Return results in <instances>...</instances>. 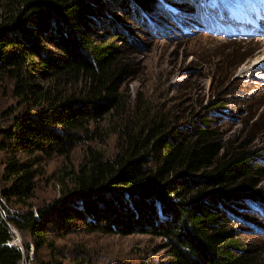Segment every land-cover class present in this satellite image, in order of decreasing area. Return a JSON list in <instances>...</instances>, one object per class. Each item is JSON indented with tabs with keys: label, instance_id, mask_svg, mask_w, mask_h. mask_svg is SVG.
<instances>
[{
	"label": "trees",
	"instance_id": "trees-1",
	"mask_svg": "<svg viewBox=\"0 0 264 264\" xmlns=\"http://www.w3.org/2000/svg\"><path fill=\"white\" fill-rule=\"evenodd\" d=\"M185 1L180 14L196 16ZM161 8L158 0H0V264H97L73 237L133 234L159 240L164 256L130 264H264V238L249 242L224 217L264 233L244 203L264 221V149L249 134L256 122L219 140L220 98L193 116L141 92L131 100L124 87L134 70L125 17L132 10L146 29L145 14L172 37L183 21ZM245 47L212 56L223 81L215 90L246 60ZM54 159L60 165L46 176ZM43 176L56 196L36 202ZM15 233L28 239L26 257Z\"/></svg>",
	"mask_w": 264,
	"mask_h": 264
},
{
	"label": "rangeland",
	"instance_id": "rangeland-1",
	"mask_svg": "<svg viewBox=\"0 0 264 264\" xmlns=\"http://www.w3.org/2000/svg\"><path fill=\"white\" fill-rule=\"evenodd\" d=\"M174 1L177 5L158 0L162 11L165 9L171 14L174 13L175 17L183 21L172 25L175 33L172 37H166L169 33L153 25L152 18L147 21L145 14L138 16L144 21L146 29L137 24L132 10L131 21L125 17L124 22L131 26V45H134V48L131 47V64L134 70L131 79L124 84L128 89V96L132 100L137 92H141L144 98L152 97L159 102H170L167 104L169 106L191 108L190 113L193 116L208 102L220 98L225 102V107L219 112L220 115L213 114L217 116L214 125L221 123L218 124L221 125L219 140L235 137L247 130L248 122L255 121V127L249 134H257L256 146L264 149V65L261 67L256 63L264 59V31L258 32L252 20L257 16L263 20L261 24H264V0H186L185 2H191L198 8L199 13L194 15L196 18L187 13L180 14L182 10L185 11L186 6L181 3L183 0ZM216 1L223 2L227 15L213 9ZM209 18L214 22L211 25L207 24ZM208 26H211L209 32L206 30ZM147 31L154 36L152 39L148 37ZM230 46H246L239 53V57L247 58L217 91V83L223 81H218L210 70L212 56ZM2 161L0 154V169ZM59 165L58 159L50 161L45 167L46 176L52 174ZM45 178L43 176L39 179L36 202L56 196L53 186L47 185ZM244 203L246 211L251 213L255 220H259L257 224L264 231L261 210L249 202ZM224 217L237 229L238 234L249 242L264 238V233L250 230L229 214L224 213ZM73 239L78 240L84 247L86 245L93 255H99L97 264H130L134 258H149L152 263H156L164 256L163 251H157L159 240L141 234L124 238L81 236ZM27 241L26 237L15 233L12 242L21 247L25 257L23 246ZM60 244H65V247L71 250L70 243ZM30 249L32 250V247ZM29 259L25 258L22 264H30Z\"/></svg>",
	"mask_w": 264,
	"mask_h": 264
},
{
	"label": "bare ground",
	"instance_id": "bare-ground-1",
	"mask_svg": "<svg viewBox=\"0 0 264 264\" xmlns=\"http://www.w3.org/2000/svg\"><path fill=\"white\" fill-rule=\"evenodd\" d=\"M256 63H257V65L263 67V65H264V59L258 60Z\"/></svg>",
	"mask_w": 264,
	"mask_h": 264
}]
</instances>
